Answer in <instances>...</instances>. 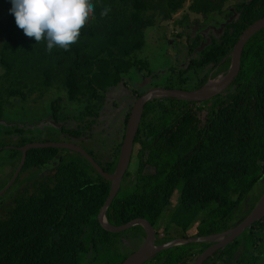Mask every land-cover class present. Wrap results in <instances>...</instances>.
Segmentation results:
<instances>
[{
	"label": "trees",
	"instance_id": "16d2710c",
	"mask_svg": "<svg viewBox=\"0 0 264 264\" xmlns=\"http://www.w3.org/2000/svg\"><path fill=\"white\" fill-rule=\"evenodd\" d=\"M187 1L92 0L94 16L67 51L54 47L48 52L46 41L37 43L26 37L11 13L0 21V64L4 68L0 75L4 83L0 86V118L7 119V123L0 122V166L5 171L7 165L13 167L8 176L0 177V190L21 161L23 153L18 147L35 140L28 135L26 122L19 125L9 118L11 98L26 100L35 90L44 94L59 86L65 91L66 102L79 106L72 117L75 125L68 132L87 133L89 126L98 122L108 90L131 78L134 69L148 68L149 64L136 55L145 45L146 30L171 20ZM226 1L192 0L188 10L209 15L222 11ZM235 7L241 16L230 24L234 31L227 34L224 46L205 49L201 63L221 60L231 52L242 30L264 17V0H242ZM105 8L109 9L107 15H101ZM235 82V90L217 101L205 119L190 101L170 98L148 102L136 137L138 166L134 174L126 173L107 210L110 223L122 225L142 217L159 230V221L170 209L176 192L179 203L173 214L194 209L205 213L193 235L230 229L249 215L262 195L254 192L264 182V31L246 43ZM60 101L59 96L50 101L55 121ZM128 117L129 112L124 125ZM37 129L41 130L37 127L33 131ZM61 129L67 130L66 126ZM121 144L111 148L108 161L100 160L93 150L89 153L104 170L112 172ZM64 152L53 146L31 148L22 171L0 196V264H89L86 256L90 245L98 253L106 248V252L118 254L119 260L111 261L121 264L130 253H124L113 239L138 230L144 237L139 225L120 233L101 226L98 214L109 196L111 181L86 158L66 160ZM26 170L33 174L22 178ZM128 176L133 178L125 191ZM169 223L179 225L174 217ZM174 237H160L156 243ZM240 241L246 244L244 256L228 263L263 264L264 217L247 228ZM207 244L192 242L165 249L157 254V264H191L194 247ZM101 254H95L91 263ZM154 258L150 261L155 262ZM213 258L204 264H215Z\"/></svg>",
	"mask_w": 264,
	"mask_h": 264
},
{
	"label": "flooded vegetation",
	"instance_id": "af4514ba",
	"mask_svg": "<svg viewBox=\"0 0 264 264\" xmlns=\"http://www.w3.org/2000/svg\"><path fill=\"white\" fill-rule=\"evenodd\" d=\"M239 2H242V0H239ZM235 6L236 4L231 5L229 7H224L223 5L222 11L213 12L209 15L204 14V13H199L202 19L198 17L195 20V22H192L189 20V22L186 25L180 27L182 28V30L180 31H185L186 33L185 36H183L184 35L183 34V35H180V37L174 36L170 39L166 38L164 42L165 44L169 45V49L172 53V55L171 53L166 54V55L170 58L173 56L172 63L166 67H158V66H155V63H156L155 62L154 64H149L148 68H144L147 70L142 69L143 71H140V70L134 69L132 71L131 78L127 77L126 80L121 81L124 83L122 88H119L116 91H113L111 93L114 96V99L112 101H109V97L107 99V95H106L107 93L105 94V99L103 100V106L100 109V116H99L98 122L90 125L89 126L90 129L89 128H88L89 130L87 129V133L76 135V134H73L72 132H68V129L71 127H74L75 125L76 120L74 121V118L72 117L76 115V111H77V108L79 109V106L74 103L66 102L67 99H66V94H65V96H62V101H60L61 107L59 109V113H60L59 117L55 121V123L58 124L59 127L56 124L54 125L52 123H48L46 125L49 128H45L46 126L41 127V129H43V134L40 137L39 136L34 137L35 140L33 142H36V141L68 142V143L71 142V143H75L76 145L81 146L88 153L89 151L93 150V154H98V157L100 158V160H103V161L111 160V153H112L111 148L112 149L114 148L115 143H119V142L123 143V140L125 137V133L127 130V123H128V120H127L126 124L124 125L125 117L128 112L130 116L131 110L134 107L136 100L142 94H144L145 92H147L153 87L193 90V89L203 86L210 79H213L217 77L218 75L227 72L230 66L231 53L233 51L234 46L231 52H229L227 55H224L219 61L209 60L206 63H201L200 58L202 57L203 51L209 48L210 46L212 47L214 46L216 48H218L219 46L221 47L224 46L223 44L226 41L227 34H230L234 31V28L230 26V24L233 23L234 21H237L241 16V12H239ZM247 28L248 26L242 31L244 32ZM259 31H264V27L258 30L257 32ZM183 37L187 40L186 43L185 41H179L178 39V38H183ZM202 39H204V43H208L210 41V44H208L203 49L202 52H198V51L196 52L195 49L201 46ZM235 79L233 80L231 84L225 87L224 90L217 93L213 97L206 99V100L190 101L189 105L195 107V109H198L199 115L202 116L203 119H205L207 116L208 110H210L217 101H219L222 98H225L228 95V93H231L235 90V88L237 87V83L235 82ZM164 99H170V97L155 98L153 100L158 101V100H164ZM147 104L148 102L145 104L142 118L140 121V125L143 120L144 114L147 112ZM35 109H38V107ZM51 114H52L51 110L50 112L41 111V114L39 115L35 113V118H36L35 120L41 121L42 119L44 120L45 118L46 121H49L48 117H50ZM63 115H65L66 117L64 116L65 118L61 119V116ZM120 116L122 117L121 120H120ZM21 120L20 121L16 120L19 125L21 123L25 124V122H28L29 120L26 126H30V124L33 123L32 125H34L36 129L37 125L33 121L34 118L28 119V117H24L25 121L23 122ZM140 125H139V128H140ZM62 126L63 127L66 126L67 130L63 131L61 129ZM50 127H54V129H51ZM57 128H59V130ZM114 131H116V135H114L115 134ZM119 134L121 136L120 138H119ZM45 138H52V139L54 138L55 140L53 139L52 141H42ZM29 143H32V142H29ZM104 145L105 146L108 145V148L102 149L101 147H103ZM136 146H137V142L135 138L134 151L136 149ZM59 148H62L65 150L63 157L66 160L69 157H72L74 160H77V161L83 160L82 157L84 156L77 150L67 148V147H59ZM134 151H133L132 157H134ZM91 156L93 157V155ZM124 179L125 178H123V180ZM196 223H197L196 230H198L200 219L197 220ZM154 228L156 229V241H157V239L160 238V236L158 235L159 230L157 227H154ZM225 230L227 229H224L218 232H222ZM218 232H214V233H218ZM194 234H196V232ZM209 234H212V233H209ZM132 235H134V238L136 239L138 238L136 234H133V231H132ZM241 235L236 237L232 241L227 242L226 244H223L222 240H217L214 242H207L208 243L207 245H198V246L196 245L193 250L194 259L191 262V264H195L200 254L204 250L211 247L212 245H219L220 247L218 249H215V251L211 254V256H209L202 264H204L208 259L213 258V257L214 258L212 262H214L215 264H229L228 263L229 259H235V260L240 259L242 256H244L242 254L244 253V250L246 248L245 242L240 241ZM193 236H199V235H193ZM262 247L264 248V245ZM199 249L201 250L199 251ZM218 254H220L221 256L218 257L217 256ZM244 262L245 261H243V263ZM153 263L154 262L151 261L150 264H153ZM257 264H261V263L257 262Z\"/></svg>",
	"mask_w": 264,
	"mask_h": 264
},
{
	"label": "water",
	"instance_id": "95a60500",
	"mask_svg": "<svg viewBox=\"0 0 264 264\" xmlns=\"http://www.w3.org/2000/svg\"><path fill=\"white\" fill-rule=\"evenodd\" d=\"M264 27V17L256 20L248 28L242 33L239 40L235 43L233 51L231 53V62L230 66L226 73H222L217 77L210 79L206 82L203 86L193 89V90H184L178 88H163V87H153L144 94H142L135 102L134 107L131 110L130 116L128 118L127 123V130L125 133V137L123 143L120 148L118 162L116 168L113 172L105 171L102 166L81 146L76 145L75 143H68V142H41L36 141L32 143H28L25 146L19 147L22 151V158L20 164L16 171L14 172L13 176L9 180V182L5 185L3 189L0 190V196L14 183L18 175L20 174L23 165L25 163L27 152L31 148L36 147H67L80 152L91 164L92 166L98 171L100 175L105 177L106 179L111 181V189L107 200L105 201L104 205L100 209L98 214V220L101 226L112 233H120L122 231L131 229L137 225L141 226L145 231V237L143 238V242L141 245L131 252L121 264H144L151 260L156 254L159 252L175 247L180 246L188 243L194 242H214L217 240H222L223 244H226L229 241H232L236 237L240 236L247 228H249L254 222L260 220L264 217V193L261 198L258 200L252 211L249 215L237 226L227 229L222 232L212 233L207 235H199V236H190V237H174L171 240H168L164 243L157 244L156 243V229L154 226L145 218L139 217L132 219L131 221L122 224V225H114L109 222L107 218V210L111 205L112 201L118 194L122 180L128 171L134 146H135V138L137 136L140 121L142 118L143 110L145 104L150 100L155 98H177L186 101H200L206 100L217 93L221 92L225 89L229 84L233 82L236 78L240 65H241V56L246 45L247 41L261 28ZM210 44L204 43V39H202L201 46L196 48L195 51L202 52L203 49ZM124 85L123 82H120L118 85L110 88L107 92V99L109 97V101L114 99V96L111 94L113 91H116L119 88H122ZM48 123L56 124L53 116L51 115L48 117ZM7 119L0 118V122H6ZM44 121L41 120L40 124ZM47 122H44V124ZM47 125V124H46ZM58 126V124H56ZM41 128L43 126H39ZM59 127V126H58ZM219 245H212L208 249L204 250L198 259L196 260L195 264H202L211 254L218 249Z\"/></svg>",
	"mask_w": 264,
	"mask_h": 264
},
{
	"label": "rangeland",
	"instance_id": "374dc122",
	"mask_svg": "<svg viewBox=\"0 0 264 264\" xmlns=\"http://www.w3.org/2000/svg\"><path fill=\"white\" fill-rule=\"evenodd\" d=\"M192 2V0H188L185 7L180 9L177 13H175L172 17L171 20H163L161 22H158L155 26L149 27L146 30V41H145V45L144 47L136 52L137 57L141 58L144 60V62L148 64H154L155 62V66L158 67H166L169 66L172 63V59L173 56L170 58L168 57L166 54L171 53L170 49H169V45L165 44V40L166 38H172V37H180V35L185 36L186 33L185 31H180L182 30V26L186 25L189 20L192 22H195V20L199 17L200 19H202L201 15L199 13H195V12H191L190 10H188V6L189 4ZM239 2V0H227L224 4V7H229L231 5H235ZM12 7L11 5V0H0V21L2 19H4L5 16L9 15V9ZM2 36V35H0ZM179 41H185V43L187 42V40L183 37V38H178ZM169 50V52H168ZM172 55V53H171ZM174 55V54H173ZM147 70V69H144ZM4 68L3 66L0 64V75L3 73ZM3 80H0V86L3 85L4 83H2ZM57 96L61 97L65 96V91L61 89V87L59 86H54L53 88H48L44 94H41V91L39 90H35L33 91L26 100H22L20 97L18 96H13L11 98V111H9L10 113V117L12 120H14L16 123H18L16 120L20 121L21 119H24V117H28V119L30 118H34V123L39 126H43L45 127L46 124H48V121H46V119L44 118V122H47L44 124L41 123L40 121L35 120V113H37L38 115L41 114V111H47L50 112V101H52L54 98H56ZM23 105V106H22ZM24 107V109H23ZM38 109H35L37 108ZM121 116H120V120H121ZM118 120V119H117ZM29 122V120H28ZM26 122V123H28ZM33 124V123H32ZM30 124V126H26V130L28 135H32V137H40L43 134V129L39 130L38 129L36 131H33V129H35V126ZM20 125H24L23 123H21ZM36 127V128H37ZM45 128H49V127H45ZM44 128V129H45ZM45 131V130H44ZM50 132V131H49ZM116 135V131H114ZM120 134H119V138H120ZM139 144L137 143L136 149L134 151V157H132V163L130 165L129 168V172L130 174H134V172L137 169L138 166V157H137V152L139 150ZM6 153L5 151L2 152ZM75 156V155H74ZM72 157H69L67 160H69ZM81 159V158H80ZM12 165H7L6 166V171L4 170L3 166H0V177H6L8 176V173H11V169H12ZM4 170V171H3ZM30 170H26L23 172L22 174V178L23 176H27L30 177L32 176L29 172ZM10 175V174H9ZM131 178L128 176L125 180V186L123 188V190H125L127 188V184L128 182H130ZM264 182H262L260 184V187L258 188V190H256L254 192L255 195H258V197L261 195H263L264 193ZM125 191H128V189H126ZM178 192H176L173 196V200H172V204L170 205V209H168L167 211H165V215L164 217H162V219L159 221L160 223V228L158 231V235L160 237H170V236H175V237H181L183 234L187 235V236H192L195 232H196V221L201 219V217L205 214L204 212L199 214L196 211V209H194V211H189V212H175V214H173L172 209L179 203V198H178ZM261 195V196H262ZM260 196V198H261ZM174 217V221H177L179 223V225H174L172 223V225H170V219ZM169 224V227L167 229H165L167 227V225ZM186 226V229H184V227ZM133 234H136V236L138 237L137 239L134 238V235H132V231L128 232L126 235H121L119 234L118 236H116V238H114V242L115 244L123 249L125 252L124 253H131L132 250H134L135 248H137L144 237H142V233L138 231H133ZM140 235V236H138ZM115 237V236H114ZM90 250L89 252H87V256H86V261H90L89 264H110L107 263V261H111V260H119L120 256L118 254H114L112 253L113 251L110 252H106V248H101L104 250H101L102 253L97 261H93L92 262V258L94 257L95 254H99L98 252H95L94 248L92 247V245H90ZM106 252V253H105ZM105 253V254H103ZM154 258V257H153ZM158 258L159 256L156 255L155 256V262L158 263ZM262 259V258H261ZM264 259V258H263ZM115 261H111V264H114L113 262ZM154 261V260H153ZM150 260L146 263V264H150ZM155 262L153 264H155ZM263 264H264V260H262Z\"/></svg>",
	"mask_w": 264,
	"mask_h": 264
},
{
	"label": "clouds",
	"instance_id": "9594fccd",
	"mask_svg": "<svg viewBox=\"0 0 264 264\" xmlns=\"http://www.w3.org/2000/svg\"><path fill=\"white\" fill-rule=\"evenodd\" d=\"M11 5L17 27L37 43L46 41L48 52L54 47L67 51L77 43L95 8L92 0H11Z\"/></svg>",
	"mask_w": 264,
	"mask_h": 264
}]
</instances>
